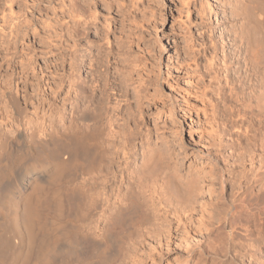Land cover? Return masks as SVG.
I'll return each mask as SVG.
<instances>
[{
    "label": "rangeland",
    "instance_id": "1",
    "mask_svg": "<svg viewBox=\"0 0 264 264\" xmlns=\"http://www.w3.org/2000/svg\"><path fill=\"white\" fill-rule=\"evenodd\" d=\"M219 78V0H0L1 130L14 125L6 93L24 108L25 133L68 125L95 100L103 121L117 113L118 128L101 139L121 180L113 193L131 183L145 219L88 264H219L202 252L219 243V197L235 160L219 135ZM143 148L161 156V170L139 171ZM169 174L194 179L195 196L168 198ZM92 198L85 188L79 231Z\"/></svg>",
    "mask_w": 264,
    "mask_h": 264
},
{
    "label": "bare ground",
    "instance_id": "2",
    "mask_svg": "<svg viewBox=\"0 0 264 264\" xmlns=\"http://www.w3.org/2000/svg\"><path fill=\"white\" fill-rule=\"evenodd\" d=\"M219 76V135L230 138L236 158L219 197V243L212 249L206 244L202 252L219 264H264V0H219ZM82 82L76 92L81 101ZM6 99L14 125L10 135L0 129V264L102 262L111 243L145 219L131 183L125 194L113 193L121 180L101 139L118 128L117 113L103 121L95 100L91 113L78 108L68 125L25 133L24 108L13 95L6 93ZM161 162L143 148L139 171H159ZM244 162L258 166L247 171ZM162 184L165 195L178 201L197 189L194 179L175 174ZM85 188L93 198L87 226L79 231Z\"/></svg>",
    "mask_w": 264,
    "mask_h": 264
}]
</instances>
